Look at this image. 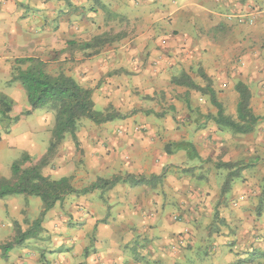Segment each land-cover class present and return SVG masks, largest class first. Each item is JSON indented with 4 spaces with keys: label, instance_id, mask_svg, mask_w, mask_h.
<instances>
[{
    "label": "crops",
    "instance_id": "0c3cea01",
    "mask_svg": "<svg viewBox=\"0 0 264 264\" xmlns=\"http://www.w3.org/2000/svg\"><path fill=\"white\" fill-rule=\"evenodd\" d=\"M75 1L82 4L74 13L58 0H0V93L13 101L10 117L19 116L6 131L0 114V178H11L13 163L24 154L30 161L23 167L37 164L52 137L49 119L45 122L40 116L42 109L24 114L31 110L26 92L19 81H12L19 57H38L93 89L100 110L108 105L119 111L146 106L143 94L154 96L183 71L195 80L193 72L202 67L214 83L215 78L228 80L223 85L235 104L225 95L227 115H238V81L249 86L250 106L260 113L255 99L256 94L264 99V89L254 80L260 53L255 42L264 37V14L256 15V10L263 8L264 0H229L232 12L255 13L253 23L242 24L227 19L217 0H190L187 5L186 0ZM120 31L97 52L70 45ZM209 110L216 115L217 110L211 106ZM182 120L150 119L146 135H77L75 142L86 149L89 164L84 167L71 168L80 161L82 150L76 152V143L67 135L44 175L53 179L75 175L77 181L85 174L78 179L81 187L124 173L147 180L133 184L132 177L120 176L116 185L105 188V199L76 201L80 206L74 213L81 223L73 229L65 224L66 201L57 203L44 218L40 238L26 239L7 259L0 249V258L11 264H47V256L56 251L60 260L55 264H264V147L257 126L245 135H234V153L221 157L220 163H240L221 198L220 189L232 169L212 161L209 179L202 178L198 168L210 157L201 148L202 134L201 146L191 137L195 123ZM111 122L121 124L119 119ZM181 141L192 142L197 150L173 144ZM222 146L224 152L233 148L229 142ZM153 176L159 178L152 181ZM103 190L90 193L95 197V191ZM229 193H234L232 198ZM38 198L24 194L0 198V245L14 239L16 224L23 230L32 225ZM47 235L52 236L51 243L44 241Z\"/></svg>",
    "mask_w": 264,
    "mask_h": 264
},
{
    "label": "trees",
    "instance_id": "16d2710c",
    "mask_svg": "<svg viewBox=\"0 0 264 264\" xmlns=\"http://www.w3.org/2000/svg\"><path fill=\"white\" fill-rule=\"evenodd\" d=\"M117 36H109L103 34L95 36L91 41L77 43L71 41L70 45H77L81 48L98 47L104 45L107 41H111ZM15 63L19 65L14 70L12 81H19L26 92L28 102L31 110L25 111V115H29L32 110L51 108L54 111V125L52 128V137L47 153L40 159L37 164L29 167H23L30 156L24 154L21 159L16 160L12 165V177L0 178V198L10 194H24L26 196H38L42 201V208L38 217L33 221L28 229L23 230L16 224V236L12 241L0 245L2 251L1 256L5 259L8 253L16 246L22 244L28 238L38 239L40 233L44 230L43 221L48 211L53 209L57 203L62 202L70 194H87L93 190L100 188H112L117 182L122 180L120 176H113L112 178L99 177L93 184L77 188L72 183V177L63 176L58 179H53L50 176L43 174V169L49 165L51 159L56 155V152L64 141L67 134L77 142V129L82 118H87L94 123L100 125L106 122H111L117 119H123V115L117 111L113 106H109L105 110L96 109L93 99V89L83 87L74 77L59 73L51 75L47 71V63L38 57H19L15 59ZM22 65H27L22 68ZM208 82L207 85L202 86L198 84L189 73L185 71L180 72L179 75L172 77V83L179 86H186L188 88L201 91L209 95L211 103L217 108L216 115L209 114L211 118L219 127H229L241 135H245L255 130L257 124L264 119V116L256 115L250 106L251 91L249 86L243 82L238 81L235 89L239 94L237 104V118H232L225 113L223 103L217 96V91L213 87L212 78L209 77L203 70L198 72ZM13 101L6 94L0 93V114L3 122L7 123L6 131L13 121H17L19 116L10 117L9 112L12 110ZM179 149H192L195 147L192 142L181 141L173 143ZM171 144L166 146L167 151ZM240 163H218V166L233 169ZM237 170L231 171L223 186V193L230 189L231 181L234 176H237ZM130 182L139 184L145 182L146 177L136 179L134 175ZM159 177L153 176L154 179ZM129 181V179H128ZM155 181V180H154ZM154 185V183H152ZM264 194V189H263Z\"/></svg>",
    "mask_w": 264,
    "mask_h": 264
},
{
    "label": "rangeland",
    "instance_id": "374dc122",
    "mask_svg": "<svg viewBox=\"0 0 264 264\" xmlns=\"http://www.w3.org/2000/svg\"><path fill=\"white\" fill-rule=\"evenodd\" d=\"M60 2H62V6L65 10H71L72 12L75 13L74 10H76V8H79L82 4V2L80 1H75V0H58ZM190 0H181V2L184 3V5H187L189 3ZM41 2V1H40ZM257 11V12H256ZM256 15L257 14H261L263 12L264 14V5L262 9L256 10ZM70 14V12H68ZM243 14V13H242ZM245 14V13H244ZM249 15L253 21H254V17H256L255 13ZM255 15V16H254ZM74 17H76L74 15ZM229 20H234L239 24L240 23L236 18H232ZM76 22V21H75ZM122 31L116 33V32H112L109 33V36H119L121 34ZM93 39V38H92ZM91 39V40H92ZM90 40V41H91ZM87 42V41H84ZM89 42V41H88ZM110 42L107 41L103 46H106V44ZM258 43V50L260 51L259 53V61H258V75L256 76V78L254 79L257 86L262 87V89H264V37H262L261 40L256 41L255 44ZM100 46L94 48L92 47V49L90 48V51L92 52H97L98 49L101 48ZM104 48V47H103ZM89 54V53H87ZM91 54V52H90ZM15 62V61H14ZM27 65H22V68H26ZM49 65L47 64V71L51 74V75H56L59 74V69L53 65H51L50 67H48ZM19 67L18 64L15 63V69ZM50 68V69H48ZM202 69V67L197 68V70L194 73V78L196 80V82H200L201 84L204 86L207 85V81L206 79H204L201 74H199L198 72H200ZM204 71V70H203ZM63 71L61 70L60 73H62ZM14 73V72H13ZM64 73V72H63ZM224 83L229 84L228 80H222L219 78H215V83L214 80L212 79V84L213 87L215 88V90L217 91V96L219 98V100L223 103L224 105V101H225V95L226 97H229V102L230 104L233 106L235 104V101L233 99H231V95L229 94V88H225L224 87ZM166 84V83H165ZM223 85V86H222ZM179 86V85H178ZM175 86L173 84L171 85H165L163 90H160L157 92V90L154 93V96H151V94L147 93V94H143L142 99L144 101V103H146V106H132L129 109H124L123 111H119L116 107H114L117 111H119L120 113H122L123 115H126L125 118L123 119H119V122L121 124H113L111 123H103V124H96L93 121L87 119V118H82L81 121L79 122L78 125V129H77V135H90V134H99V135H111V134H116V133H123V134H127L130 135V133L132 134H140V135H146L148 134L149 131H151L150 127H148V124L150 123V119H160V118H174L176 121H180V119H183V123L184 121L187 120H192L193 124L195 123V129L191 130L190 128V134L192 135L191 137H193V140H195L196 138V143L198 144V146H201V142H200V137L198 138L199 135L202 136V150L204 152L205 157H210L208 159H204L205 163L198 168V173L202 176V178L204 177V179H209L210 177V172L208 169H210V165H212V167H214V163L212 161H215L216 163H220L221 162V157L224 156V154L231 152L234 153V144L235 141L237 139H235V136H237V132H235L232 128L229 127H219L211 118H208L207 115L209 114H213L212 112H210L209 108L210 106L212 108H214L215 110H217V108L211 103L210 101V97L207 94L202 93L201 91H197L191 88H188L186 86ZM258 98L255 99V103L258 104V106H261L259 108L260 113L264 112V99H262V94H256ZM252 96V95H251ZM195 103H198V105L196 106ZM251 103V100H250ZM109 106L112 105H108L106 108H108ZM208 106L207 109V113H203L200 109L201 108H206ZM257 106V105H256ZM105 108V109H106ZM97 109V108H96ZM104 109V110H105ZM100 110V109H98ZM23 113V112H22ZM25 113V112H24ZM256 114V115H260ZM44 116L45 117V122H50V129L52 131V124L54 125V111L51 108H44L40 111V116ZM4 125V129H6L7 127V123L3 124ZM109 125V126H108ZM187 129H189V127H185ZM258 129V133L260 136V141L261 144H263L264 147V120H261L259 122V124H257V128ZM192 131V132H191ZM187 132V130H186ZM226 132L230 133L229 135L226 134ZM68 136H70V138H72V136L70 134H67ZM240 134H238L239 137ZM262 137V138H261ZM73 139V138H72ZM74 143L75 140L73 139ZM190 142V141H187ZM224 142H229L230 143V147H233L232 149H230L229 147H227V151L224 152V147L222 145H224ZM63 143V142H62ZM61 143V144H62ZM79 145H82V143L80 142ZM194 145V144H193ZM172 146V144L170 145ZM60 147V146H59ZM195 147V145H194ZM230 149V150H228ZM80 150H82L81 154H80V161H75L74 163H71V168L73 167V165H75L76 167H81V166H87L89 163L87 161L86 158V152L84 148H82L81 146H78V144L76 143V152H79ZM196 147H195V151H196ZM58 151L59 148L56 152V155L51 159V162L49 163L50 165L53 163V161L57 158L56 156H58ZM218 151V154H216V156L214 155L216 152ZM212 156V157H211ZM216 159V160H215ZM233 163V162H231ZM73 164V165H72ZM1 165L3 167H7V163L6 162H2ZM6 171V170H5ZM232 171H236V169L234 170V168L232 169ZM7 172V171H6ZM162 173L165 174L166 171L165 169L162 170ZM121 177H126L128 174L124 173V174H118ZM206 175V176H205ZM80 176V174H79ZM114 176V175H113ZM112 176V177H113ZM72 177V183L74 186L78 187V188H84L81 187L83 186L82 183H80L78 181L79 180H83L86 175L82 174L77 181L74 180V178H76L75 175L70 176ZM203 179V180H204ZM224 186V185H223ZM223 186L220 189L221 192V198L225 196L226 193H223ZM262 191L264 189V179L262 182ZM106 189H104L103 191H95L96 195L98 196H92V193L89 194H70L68 195L63 201H66L65 204L62 207L63 211L66 212V220H65V224L67 226H69V228L75 226V225H80V219L76 218V213H74V209L75 206H80V203L76 204V201H95L99 198H104L105 199V194H106ZM102 192V193H101ZM234 195V193H229V197L232 198V196ZM97 198V199H96ZM39 199V202H37V204L34 205V209H35V219L38 217V213H40L41 208H42V201H40L41 199ZM220 199V198H219ZM104 201V200H103ZM136 207H133V209H135ZM179 213V211H177ZM88 213L90 214V211H88ZM38 214V215H37ZM177 215V214H176ZM178 217L176 216L175 219H177ZM44 222V221H43ZM26 223V221H25ZM29 224H31L30 220H29ZM43 232L40 233V236ZM43 235V234H42ZM39 236V238H40ZM35 239V238H34ZM46 243H51L52 242V236H46L45 240ZM264 257V255H262ZM47 264H55L58 263V261L60 260L59 258V254L56 251H53L52 253L49 254V256H47ZM14 262V261H12ZM0 264H11L6 263V260L0 258Z\"/></svg>",
    "mask_w": 264,
    "mask_h": 264
},
{
    "label": "built area",
    "instance_id": "2783aa9c",
    "mask_svg": "<svg viewBox=\"0 0 264 264\" xmlns=\"http://www.w3.org/2000/svg\"><path fill=\"white\" fill-rule=\"evenodd\" d=\"M219 4V10L225 15L227 19L236 18L240 23H253V19L247 15L242 13H236L229 10V0H217Z\"/></svg>",
    "mask_w": 264,
    "mask_h": 264
}]
</instances>
